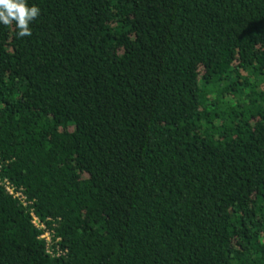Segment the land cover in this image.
<instances>
[{"label": "trees", "instance_id": "1", "mask_svg": "<svg viewBox=\"0 0 264 264\" xmlns=\"http://www.w3.org/2000/svg\"><path fill=\"white\" fill-rule=\"evenodd\" d=\"M26 4L30 36L0 24V264H264V0Z\"/></svg>", "mask_w": 264, "mask_h": 264}, {"label": "clouds", "instance_id": "2", "mask_svg": "<svg viewBox=\"0 0 264 264\" xmlns=\"http://www.w3.org/2000/svg\"><path fill=\"white\" fill-rule=\"evenodd\" d=\"M40 13L35 5L28 7L26 0H0V24L15 22L20 37L30 36L29 24Z\"/></svg>", "mask_w": 264, "mask_h": 264}, {"label": "built area", "instance_id": "3", "mask_svg": "<svg viewBox=\"0 0 264 264\" xmlns=\"http://www.w3.org/2000/svg\"><path fill=\"white\" fill-rule=\"evenodd\" d=\"M5 190L13 198L19 199L23 206H27V202H25V196L22 195L21 190H16L14 187L10 186L8 182L5 183ZM29 214L32 220V225L38 230H45V226L38 220L32 209L29 210ZM41 238L45 239L48 245L50 244L49 232H44L41 235Z\"/></svg>", "mask_w": 264, "mask_h": 264}]
</instances>
